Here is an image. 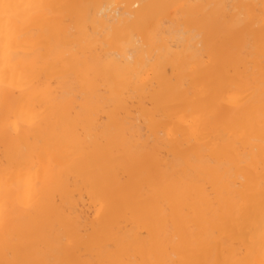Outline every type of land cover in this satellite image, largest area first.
Returning a JSON list of instances; mask_svg holds the SVG:
<instances>
[{"label":"bare ground","instance_id":"1","mask_svg":"<svg viewBox=\"0 0 264 264\" xmlns=\"http://www.w3.org/2000/svg\"><path fill=\"white\" fill-rule=\"evenodd\" d=\"M23 2L0 264H264V0Z\"/></svg>","mask_w":264,"mask_h":264},{"label":"snow or ice","instance_id":"2","mask_svg":"<svg viewBox=\"0 0 264 264\" xmlns=\"http://www.w3.org/2000/svg\"><path fill=\"white\" fill-rule=\"evenodd\" d=\"M38 5L23 0H0V60L5 68L16 58L14 42L20 38L19 29L26 24Z\"/></svg>","mask_w":264,"mask_h":264}]
</instances>
